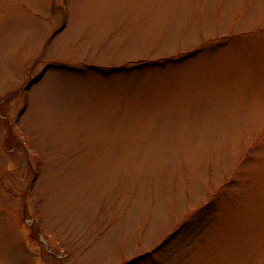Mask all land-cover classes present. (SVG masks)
<instances>
[{"label":"rangeland","instance_id":"obj_1","mask_svg":"<svg viewBox=\"0 0 264 264\" xmlns=\"http://www.w3.org/2000/svg\"><path fill=\"white\" fill-rule=\"evenodd\" d=\"M126 263L264 264V0H0V264Z\"/></svg>","mask_w":264,"mask_h":264},{"label":"trees","instance_id":"obj_2","mask_svg":"<svg viewBox=\"0 0 264 264\" xmlns=\"http://www.w3.org/2000/svg\"><path fill=\"white\" fill-rule=\"evenodd\" d=\"M121 67H119V68H115L113 71H120L121 69H120ZM126 264H129V263H126Z\"/></svg>","mask_w":264,"mask_h":264}]
</instances>
